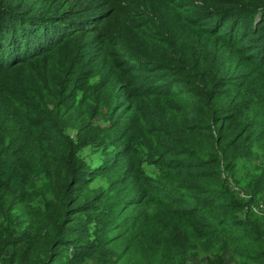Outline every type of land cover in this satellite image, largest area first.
<instances>
[{
	"label": "trees",
	"instance_id": "16d2710c",
	"mask_svg": "<svg viewBox=\"0 0 264 264\" xmlns=\"http://www.w3.org/2000/svg\"><path fill=\"white\" fill-rule=\"evenodd\" d=\"M263 196L264 0H0V264H264Z\"/></svg>",
	"mask_w": 264,
	"mask_h": 264
},
{
	"label": "rangeland",
	"instance_id": "374dc122",
	"mask_svg": "<svg viewBox=\"0 0 264 264\" xmlns=\"http://www.w3.org/2000/svg\"><path fill=\"white\" fill-rule=\"evenodd\" d=\"M31 186H32L31 192L32 191L34 193L35 192H41L42 194H44V197L48 196V193H50L49 186L45 182V178L42 175H40L39 173L36 174V178H35L34 182L31 184ZM38 194H36V195H38ZM29 206H31V205H28V206H26V205H24V206H18V207H16V209H14L12 211V214L15 215L16 218H20V219L27 218L28 211L29 210L31 211V208ZM0 222H1V219H0ZM201 255H204V253L202 252ZM233 256L234 255L232 253V248L231 247H228L225 250V252H224V261H225V264H235L234 259H233ZM201 258L205 259L206 257L205 256H202L199 259L198 258H195V259L192 258V261L195 262V263H197V262L199 263V260ZM85 264H91V262L89 261V262H86Z\"/></svg>",
	"mask_w": 264,
	"mask_h": 264
},
{
	"label": "built area",
	"instance_id": "2783aa9c",
	"mask_svg": "<svg viewBox=\"0 0 264 264\" xmlns=\"http://www.w3.org/2000/svg\"><path fill=\"white\" fill-rule=\"evenodd\" d=\"M240 194L243 196L244 192L242 190H239ZM253 210L261 215H264V196L261 200L257 201V203L254 205Z\"/></svg>",
	"mask_w": 264,
	"mask_h": 264
},
{
	"label": "crops",
	"instance_id": "0c3cea01",
	"mask_svg": "<svg viewBox=\"0 0 264 264\" xmlns=\"http://www.w3.org/2000/svg\"><path fill=\"white\" fill-rule=\"evenodd\" d=\"M195 259V258H194ZM198 263V262H197ZM195 262L192 261V258H188L187 261H186V264H197ZM206 263V259H203L201 258L199 260V263L198 264H205Z\"/></svg>",
	"mask_w": 264,
	"mask_h": 264
}]
</instances>
